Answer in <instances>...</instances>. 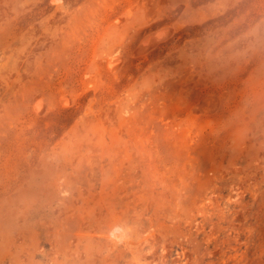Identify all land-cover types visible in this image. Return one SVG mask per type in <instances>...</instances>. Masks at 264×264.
<instances>
[{"label": "rangeland", "instance_id": "374dc122", "mask_svg": "<svg viewBox=\"0 0 264 264\" xmlns=\"http://www.w3.org/2000/svg\"><path fill=\"white\" fill-rule=\"evenodd\" d=\"M0 264H264V0H0Z\"/></svg>", "mask_w": 264, "mask_h": 264}, {"label": "bare ground", "instance_id": "6f19581e", "mask_svg": "<svg viewBox=\"0 0 264 264\" xmlns=\"http://www.w3.org/2000/svg\"><path fill=\"white\" fill-rule=\"evenodd\" d=\"M148 40V39H147ZM152 40V39H151ZM147 43V42H146ZM152 43V42H151ZM150 44V43H149Z\"/></svg>", "mask_w": 264, "mask_h": 264}]
</instances>
